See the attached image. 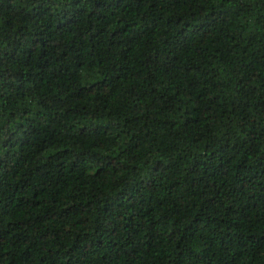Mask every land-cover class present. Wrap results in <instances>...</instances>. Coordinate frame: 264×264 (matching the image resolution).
Masks as SVG:
<instances>
[{
	"label": "trees",
	"instance_id": "16d2710c",
	"mask_svg": "<svg viewBox=\"0 0 264 264\" xmlns=\"http://www.w3.org/2000/svg\"><path fill=\"white\" fill-rule=\"evenodd\" d=\"M0 264H264V0H0Z\"/></svg>",
	"mask_w": 264,
	"mask_h": 264
}]
</instances>
